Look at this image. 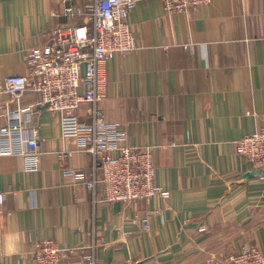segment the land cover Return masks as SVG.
Returning a JSON list of instances; mask_svg holds the SVG:
<instances>
[{"label": "crops", "instance_id": "0c3cea01", "mask_svg": "<svg viewBox=\"0 0 264 264\" xmlns=\"http://www.w3.org/2000/svg\"><path fill=\"white\" fill-rule=\"evenodd\" d=\"M85 2L0 0V80L27 74L28 50L53 28L89 22L77 13ZM128 23L137 47L102 64L98 106L126 127L128 144L154 146L155 181L168 195L100 201V187L84 183L90 155L63 136L60 115L37 105V92L3 97L4 113L28 108L20 123L26 136L37 129L41 154L36 162L0 155V264H33L31 245L45 238L76 248L60 264L90 255L94 264H224L244 244L264 252V182L236 151L242 135L264 126V0H212L171 14L161 0H139ZM87 110L80 105L82 119Z\"/></svg>", "mask_w": 264, "mask_h": 264}, {"label": "built area", "instance_id": "2783aa9c", "mask_svg": "<svg viewBox=\"0 0 264 264\" xmlns=\"http://www.w3.org/2000/svg\"><path fill=\"white\" fill-rule=\"evenodd\" d=\"M138 1L86 0L77 13L85 15L89 22L53 28L48 42L28 50L27 74H9L0 80V155L16 154L34 162L39 159L37 129L26 136L20 123V112L28 108L3 112V97L14 101L22 92L30 90L39 94L37 105L60 115L63 136L75 138L78 149L90 155V177L84 183L93 192L96 186L100 187V201L130 203L168 195V190L155 181L154 146L128 144L126 127L106 120L98 106L106 97L108 81L102 64L115 54L137 47L128 15ZM161 1L163 11L171 14L194 11L212 0ZM66 11L70 12L71 7ZM85 103L88 110L86 118L82 119L78 110ZM4 114L10 118L7 124L1 120ZM236 151L260 170L264 182V126L242 135L236 141ZM70 153L64 150L58 156L62 158ZM5 195L0 190V216L4 211ZM133 222L141 223L143 228L149 227L145 217H136ZM205 230L204 224L198 227V231ZM75 252L76 248L60 247L49 238L34 241L30 249L33 264H60L63 258ZM94 263L93 256H86L85 264ZM208 263L219 264L220 260L210 259ZM223 263L264 264V252L255 245L244 244Z\"/></svg>", "mask_w": 264, "mask_h": 264}]
</instances>
